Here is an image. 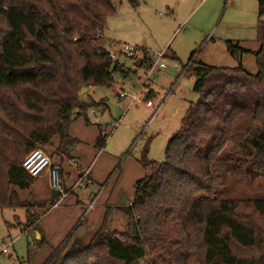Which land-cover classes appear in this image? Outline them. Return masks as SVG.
<instances>
[{
    "label": "trees",
    "instance_id": "16d2710c",
    "mask_svg": "<svg viewBox=\"0 0 264 264\" xmlns=\"http://www.w3.org/2000/svg\"><path fill=\"white\" fill-rule=\"evenodd\" d=\"M115 12L112 0H0V210L27 208L26 227L38 219L18 193L34 181L25 156L57 135L54 153L69 158L77 142L69 134L73 115L90 107L81 89L131 74L110 56L105 29ZM257 13L255 51L248 41H226L235 66H212L192 53L187 72L200 96L165 159L144 152L150 174L135 183L133 202L117 207L126 231L104 233L108 209L88 246L65 243L44 264H264V195L222 196L264 175V0ZM247 54L256 72L243 66ZM102 104L94 103L107 108ZM98 141L103 147L106 136Z\"/></svg>",
    "mask_w": 264,
    "mask_h": 264
},
{
    "label": "rangeland",
    "instance_id": "374dc122",
    "mask_svg": "<svg viewBox=\"0 0 264 264\" xmlns=\"http://www.w3.org/2000/svg\"><path fill=\"white\" fill-rule=\"evenodd\" d=\"M114 2L116 12L108 18L105 36L113 44L139 45L157 51H165L169 47L167 68L163 71L156 70L147 77V68L134 69L131 59H124L123 54L120 58L118 53L117 58L126 67H133L132 74L120 83L93 86L88 92H79L82 101L90 107L70 124V136L80 140L74 146H82V150L76 152L73 146L69 159L71 160V155L80 158L78 153H87L89 159L81 157L79 164H71L68 156L55 154L59 141L57 135L54 136L56 138L53 139V144L38 147L52 159L60 161L63 158L65 161L66 171L62 184L66 196L61 198L56 194L57 197L52 201L56 207H53L49 199L55 197L56 192L49 189L51 186L46 185L36 195V180L49 176L48 170L34 178L28 189H18L21 200L29 205L31 219L36 220L37 215L38 220L34 227H26L27 208L0 210V264H44L57 248L68 243L67 249H70L77 239L88 246L102 228V225L99 226L90 236H77L79 226L86 222L91 199L95 195L99 198L91 209L92 212L102 208L101 199L107 192L113 198L115 182L119 178L117 184L123 189L120 193L127 195L123 203L130 205L134 200L136 180L150 174L141 164L144 152L148 151L149 159L163 161L169 140L180 129L191 102L198 100L200 94L193 90L195 76L186 74L184 70L192 53L194 52L196 61L221 68L232 67L237 61L229 54L226 41H244L256 37L257 0H138L136 6H132L127 0ZM244 45L251 49L257 43L250 41ZM173 53L178 56L179 61L173 58ZM242 61L248 71L256 72L253 55H244ZM147 78L150 80L145 86ZM119 88L128 94L124 99L118 95ZM150 88L154 92L148 94ZM134 95H137V99L129 105ZM147 96L155 105L165 98L161 113L149 123L152 109L147 106ZM102 102L107 108L94 105ZM100 127L105 133H100ZM101 135L106 136V145L99 162L98 169L101 172L97 173V181L88 188L74 187L83 170L89 168L84 164H89L91 160V168L96 169L99 156L92 159L102 147L98 143ZM103 159L106 161L105 167H102ZM82 163L84 167L80 170L79 165ZM100 178H104L103 181ZM227 179H231L229 175ZM41 184H44V180ZM234 187L231 193L222 196L264 195V175L256 178L250 187L241 184H234ZM81 202L87 207L82 209ZM114 211H117L116 217ZM111 213L110 223L105 227L104 233L125 232V214L116 209ZM91 218L90 215L89 219ZM38 234H41L42 239L36 238ZM4 247H7V252L2 251Z\"/></svg>",
    "mask_w": 264,
    "mask_h": 264
},
{
    "label": "crops",
    "instance_id": "0c3cea01",
    "mask_svg": "<svg viewBox=\"0 0 264 264\" xmlns=\"http://www.w3.org/2000/svg\"><path fill=\"white\" fill-rule=\"evenodd\" d=\"M113 1V4L115 5V2H114V0H112ZM258 14V13H257ZM263 19V18H262ZM257 20H258V15H257ZM256 38V37H255ZM255 38L254 39H248V40H244V41H248V42H250V41H252L253 43L255 42ZM113 41H115V40H113ZM239 41H242V40H239ZM117 42H119V41H117ZM248 45H250V44H248ZM134 46H138V47H141V48H143L145 51H150L151 49H148V48H145V47H143V46H139V45H134ZM258 48V45H256V47H254V48H251L252 50H256ZM168 49H170L169 47H168ZM167 49V50H168ZM167 50H165V54H166V56H168V51ZM153 51H157V50H153ZM121 57H123V55L122 54H120V58ZM138 57H141L142 58V65L139 67V68H148V57H147V55L146 54H144V55H139ZM178 56H176L175 55V53H173V58H175L176 60H178V58H177ZM124 59H128L127 57H123ZM119 59V58H118ZM129 59H131V58H129ZM195 59V58H194ZM196 60V59H195ZM119 61H120V59H119ZM131 61H132V63H133V61H134V59H131ZM179 61V60H178ZM193 61V60H192ZM192 61L190 60V58H189V60H188V62H187V64L184 66V70H185V72H186V74L188 73L187 72V69L189 68V66H190V64L192 63ZM121 62V61H120ZM122 63V62H121ZM124 64V63H123ZM125 65V64H124ZM187 66V69L185 68ZM133 67H134V69H136L137 67L134 65V63H133ZM133 67L131 68V67H129L130 69H131V74H132V72H133ZM167 68V67H166ZM138 69V68H137ZM136 69V70H137ZM157 71H163L164 69H156ZM156 70H154L153 72H155ZM148 71V70H147ZM152 72V73H153ZM136 73V72H135ZM130 74V75H131ZM129 77V76H128ZM128 77H126V78H128ZM126 78H121V77H119V76H116L115 77V83H120V82H122V80L123 79H126ZM149 80L150 79H147L146 81H145V83H144V85L145 86H147L148 85V82H149ZM150 86V85H149ZM119 90H121V91H124L122 88H119ZM89 91V88H87L84 92H88ZM143 92V90H141V93ZM154 92V90H153V88H150L149 89V91L147 92L148 94H151V93H153ZM147 97H149V96H147ZM146 97V98H147ZM83 98V97H82ZM121 99H124V98H121ZM147 99H149V98H147ZM164 100H165V98H163V99H161L160 101H159V103L160 102H164ZM131 100L129 101V105H131L133 102H131ZM158 103V104H159ZM158 104H156V105H158ZM164 106V105H163ZM149 108H151L152 109V114H151V117L149 118V121H148V123L150 122V121H152L153 119H155L160 113H161V110H162V108L159 110V112L157 113V114H155L154 113V111H155V108L154 107H149ZM76 117H78L77 116V112H75L74 113V115H73V118H76ZM100 133L103 131L104 133H105V131L103 130V128H101L100 127ZM102 132V133H103ZM94 136H95V133L93 134ZM97 135V134H96ZM56 137H54L53 139H55ZM96 138V137H95ZM53 141L54 140H52V144H53ZM58 141V140H57ZM80 140H77V142H76V145H77V143L79 142ZM58 145H59V141H58ZM105 145L106 144H104V146L103 147H101V148H99V150L96 152V154H95V157L92 159V160H94L97 156H99V158H98V163H96V165H97V167H96V169H95V167H93V169L91 168V160L89 161V164H84L85 166H87V167H89L88 169H84V170H88L89 171V179H90V182L89 183H87V185L84 187V188H88V186L89 185H91V184H94L97 180L95 179V178H97V173L98 172H101V170H99L98 169V167H99V162H101V159H102V155H103V149L105 148ZM82 147V146H81ZM80 146L79 147H77L76 148V146H74V151H79V150H82V148H81ZM72 149H73V147H72ZM71 149V150H72ZM98 153H100V154H98ZM86 154L87 153H78V156H80V158L79 157H77V156H74V155H71V159L72 158H76L77 160H78V162H77V164H79V161H80V159H81V157L82 158H84V159H89L88 158V156H86ZM68 160H69V162H70V159L68 158ZM105 159H103V161H102V167H105ZM52 163H53V165H57L58 167H59V169H60V171H61V176H62V180H63V176H64V173H65V171H66V169H65V166H66V163H65V161L64 160H60V161H57L56 160V158H53L52 159ZM71 163V162H70ZM72 164V163H71ZM84 165H83V163H82V165H79V167H80V170L84 167ZM80 172V171H79ZM122 172H123V170H122ZM41 176V175H40ZM80 176V175H79ZM48 177V178H47ZM46 178H43V177H39L37 180H36V195H38V193L40 194V191H41V189L43 188V187H45L46 185H48V187H50V183H49V176H47ZM103 179L104 178H100V181L102 180L103 181ZM42 180H44V184H41V181ZM138 180H139V178H138ZM138 180H136V182L138 181ZM119 182V178H118V180L115 182V186H116V188H115V193H114V196H113V198H111L112 196H111V194H109V192H107L105 195H104V197H103V199H101V201H100V205H102L103 207L102 208H99L97 211H91V209H93L94 207H95V204H96V202H97V200L99 199H97L96 197V195H95V197L93 198V199H91V201H90V203H88V215H87V219H86V222L83 224V225H81V226H79L80 228H79V230H78V234H77V236L79 235H81V236H90V234H92L93 233V231L95 230V229H97V228H99V226H101L102 225V223H103V221H104V218H105V215H104V211H106V206L107 205H109V206H107V210L108 209H110L111 208V210H114V209H116L117 210V207H126V206H128L127 204H125V203H123L126 199H127V195H126V193H123L122 195H121V193L120 192H122V188L120 187V186H118V183ZM135 182V183H136ZM135 185V184H134ZM94 186V185H93ZM49 189H51V188H49ZM98 195V194H97ZM58 196V195H57ZM56 196V193H55V197H52V198H50L49 199V201H54L55 200V198L57 197ZM38 201L40 200V198H36ZM40 202V201H39ZM58 202H60V199L58 200ZM82 204H81V206H82V209H84V208H86L87 206H84V203L83 202H81ZM87 205V204H86ZM53 206V205H52ZM53 207H56V205L54 204V206ZM119 211V210H118ZM91 212H92V214H91ZM116 212L117 211H114V213H115V217L117 216V214H116ZM112 214V213H111ZM92 216V218L91 219H89V216ZM113 219L114 218H112V220H111V222L113 221ZM81 227H83V228H81ZM37 232H38V230H37ZM38 237V239H42V237H41V234H38L37 236H36V238Z\"/></svg>",
    "mask_w": 264,
    "mask_h": 264
},
{
    "label": "built area",
    "instance_id": "2783aa9c",
    "mask_svg": "<svg viewBox=\"0 0 264 264\" xmlns=\"http://www.w3.org/2000/svg\"><path fill=\"white\" fill-rule=\"evenodd\" d=\"M108 48L110 51V56L113 59L117 58L118 53L123 54L125 57L131 59H136L139 55L146 54L148 57L147 77L157 68L166 69L167 67L165 51H145L143 48L131 44H112ZM118 95L120 96V98H125L128 96L126 92L121 90L118 91ZM136 99L137 95L132 96L131 102L135 101ZM162 105L163 101L158 105H155L152 101H147L148 107L155 108V114L159 112ZM70 162L74 164L77 163L78 160L76 158H72ZM22 166L34 178L39 177L45 170H48L51 189L59 193V196H61V198H64L66 196L62 184L63 180L61 171L57 165H53L52 158L42 148H36L30 151L23 159ZM89 182V171L83 170L82 175L76 181L74 187L78 186L82 188L85 187ZM2 251L7 252V247H4Z\"/></svg>",
    "mask_w": 264,
    "mask_h": 264
},
{
    "label": "water",
    "instance_id": "95a60500",
    "mask_svg": "<svg viewBox=\"0 0 264 264\" xmlns=\"http://www.w3.org/2000/svg\"><path fill=\"white\" fill-rule=\"evenodd\" d=\"M134 65L139 68L141 65H142V58L141 57H137L136 59H134L133 61ZM87 88H82L81 89V93H84V91L86 90ZM38 238V237H37Z\"/></svg>",
    "mask_w": 264,
    "mask_h": 264
}]
</instances>
